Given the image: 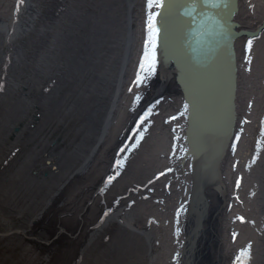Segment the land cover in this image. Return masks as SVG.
Wrapping results in <instances>:
<instances>
[{"label":"bare ground","instance_id":"obj_1","mask_svg":"<svg viewBox=\"0 0 264 264\" xmlns=\"http://www.w3.org/2000/svg\"><path fill=\"white\" fill-rule=\"evenodd\" d=\"M149 2L0 0V153L8 146L0 155V228L4 229L0 233V264L8 263L1 261L4 256L12 264L22 256H27V264L33 259L36 264H87L88 260L90 264H168L166 253L173 248L169 207L163 211L152 199L155 184L147 182L155 165L163 166L166 159L179 162L176 151L169 157L168 133L149 125L153 97V118L158 116L157 120L163 121L167 68L162 48L155 45V65L148 72L141 63L151 51L149 18L155 14L156 24L163 21L161 6L171 1L161 0L160 7H149ZM250 5L256 8L257 4ZM251 10L252 22L260 23L264 18ZM171 12L180 10L172 7ZM171 24L176 26L173 19ZM162 29L160 26V32ZM237 48L241 54L239 43ZM257 49L264 50V32L252 42L248 81H238L242 96L248 91L245 101H251L248 108H253L254 114L246 125L235 120V130L245 129L241 140H233L238 165L233 168L225 162L222 174L229 185L233 171L244 173L248 196L242 195L235 210L248 208V223L239 228L245 238L253 226L254 232L248 236L255 259L264 248V226L260 223L261 219L264 223V212L257 205L255 189L259 187L251 180L259 164L253 159H258L264 149V73L261 75L254 60ZM11 84L18 91L9 92ZM240 93L236 92L238 115L244 111L239 107ZM173 102L179 103L171 97L168 107ZM34 114L37 120L31 118ZM135 145L139 151L132 154ZM246 156L250 159L245 168ZM50 161V170H58L56 173L46 172L48 167L43 162ZM259 166L264 184V164ZM149 169L152 172L146 175ZM178 173L180 180L188 182L189 175ZM165 182L169 184V195H164L167 202L175 197L185 201L188 192L183 197L166 176ZM211 209L215 207L211 205ZM112 215L117 226H110L102 237L99 230ZM227 219L214 237L220 235L214 241L220 264L228 262V250L222 252L220 248L226 231L234 227ZM216 224L206 219L203 245ZM119 232L137 237L141 243L134 244L135 249L127 256L116 258L109 244L120 241ZM88 250H96L98 262L87 258Z\"/></svg>","mask_w":264,"mask_h":264},{"label":"water","instance_id":"obj_2","mask_svg":"<svg viewBox=\"0 0 264 264\" xmlns=\"http://www.w3.org/2000/svg\"><path fill=\"white\" fill-rule=\"evenodd\" d=\"M170 1V5L161 6L163 21L156 24V45L162 48L167 68V72H164V106L161 113L163 121L157 120L158 116L153 118L151 111L156 106L153 97L149 104L152 118L149 125L160 127L164 133H168L169 157L176 154V151L179 162L173 164L166 159L163 166L155 165L150 181H147L155 184L150 192L152 195L156 191L152 199L160 203L163 211L169 207L167 211L172 219L173 248L166 253V260L168 264H178V260L180 264H220L216 259L218 246L215 243L220 235L215 239L214 237L216 230L218 229V234L223 221L227 219L224 215H228L227 220L234 227H230L229 232L226 231L220 251L224 252L225 248L228 250L227 264H237V256L249 246L248 235L253 234L254 229L253 226L249 228L244 238L239 227L242 228L248 223V208L244 206V210L241 208L240 212L235 210L242 195L248 196L244 173L233 171L234 175L227 185L223 180L226 167L224 164L230 163L233 168L238 165L233 140H241L245 129L235 130V120L238 124L246 125L249 117L254 114L253 108H248L251 101L248 104L245 101L249 98L248 91L242 96L238 81H248L250 51L246 50V46L249 40L255 41L264 32V19L261 20L264 18V2ZM250 2H255L256 8ZM172 7H178L180 12L172 13ZM251 7L261 17L258 24L252 22L255 19ZM246 10L244 16H240ZM172 19L176 26L171 24ZM158 26L163 27L162 32ZM255 27L258 28L249 30ZM238 43L241 54L237 48ZM262 52L257 49L254 54L261 75L264 73ZM241 63L245 65L242 70ZM176 73L177 79H173ZM172 88L174 92L171 94ZM236 92L241 94L239 107L244 109L242 115H238L235 109L238 98ZM171 97L179 103L173 102L168 107ZM138 149L135 145L132 154L139 151ZM249 159V156L245 157V168L249 165ZM150 169L145 171L146 175L152 172ZM178 172L189 175L188 182L185 179L180 180L182 177ZM165 176L174 185L175 192H182L183 197L188 192L185 201L175 197V200L167 202L164 195H169V184L165 182ZM238 180L240 183L237 186ZM229 197L231 200H228ZM210 204L215 207L214 210ZM207 218L210 223L217 224L214 229L209 230V240L203 245ZM260 223L264 226L262 219ZM179 251L184 252L178 255ZM252 258L253 254L250 252V260L247 262L256 261Z\"/></svg>","mask_w":264,"mask_h":264},{"label":"rangeland","instance_id":"obj_3","mask_svg":"<svg viewBox=\"0 0 264 264\" xmlns=\"http://www.w3.org/2000/svg\"><path fill=\"white\" fill-rule=\"evenodd\" d=\"M36 1L37 0H34V3H36ZM48 6H50V5H48ZM60 10H65V7L64 6H60ZM51 15V14H50ZM49 15V16H50ZM28 40H30V39H28ZM20 41V40H19ZM21 44V43H20ZM261 55L263 56V60H264V51L261 53ZM30 56H32L31 54L28 56V57H30ZM28 57H27V59H28ZM15 81H17V80H15ZM8 90H10L9 92H16V91H18L17 89H15V87L13 86V84H11L9 87H8ZM21 92H22V90H21ZM37 114H38V116H40V114L37 112ZM36 114H34V115H32L31 116V118H34L35 120H37V118H36ZM32 121H34V120H32ZM35 122V121H34ZM95 145H96V143H95ZM8 150V146L6 145L5 147H4V150L0 153V155L2 154V153H4L5 151H7ZM256 153H257V151H256ZM90 156V154H88V156H87V158H86V160H88V157ZM260 157H262V158H260ZM258 159H257V157L255 158L256 160H254L253 159V161H255L256 163H259L258 164V166H256V171H254V172H252L253 174H252V181H253V183H254V185H255V187H259V189H255V192H257L258 194H259V196L257 195V205H258V207H259V211L262 209V212H264V210H263V208H264V184H262V181H261V174H260V172H261V166H259V165H262V164H264V149H262V153H261V156H260ZM0 159H2V157H0ZM47 167H48V170H46V172H48V173H56L58 170H55V171H53V170H50V165L49 164H52V162L50 161L49 163H46V162H43ZM1 166H0V170H2V167H3V164H0ZM84 164H81V167L83 166ZM74 167H77V165L76 166H74ZM80 168V167H79ZM53 169V168H52ZM36 173V172H35ZM41 176H42V174H40ZM47 175H45L44 177H46ZM263 179V178H262ZM259 182V183H258ZM248 183V182H247ZM258 184V185H257ZM250 185V184H249ZM261 186V187H260ZM260 194H262V198H261V195ZM260 199H262V200H260ZM252 206V203L251 202H249V207H251ZM255 207V206H254ZM111 218H110V220H108V222L106 221V222H104L103 223V226L100 228V230H99V235L100 234H104V235H101L102 237H105L106 235H107V232L109 231V230H111L110 229V226H114L115 225V227L117 226V224H116V220H115V215H112V216H110ZM15 222L17 223V221L15 220ZM114 224V225H113ZM1 231H4V229L3 228H0V233H1ZM119 235H117V239H120V241H118V242H112V243H110L109 244V246H113V252H111V255H112V257H116V258H118V257H122V256H127L128 254H130V252H131V250H133V249H135L134 247H135V245L134 244H136V243H141V241L137 238V237H129L127 234H123V233H118ZM98 234H97V232H96V234H95V236H97ZM99 235H98V237H99ZM125 235H127V236H125ZM119 237V238H118ZM123 238V239H122ZM130 238V239H129ZM126 239V240H125ZM133 239V240H132ZM97 242H98V240H96ZM95 241V242H96ZM135 241V242H134ZM99 242H100V240H99ZM128 242V243H127ZM250 243H251V241H250ZM116 244H118V245H116ZM262 245H264V241L262 242ZM102 247V246H101ZM20 252H23L22 254H24V255H26L25 253H24V251L21 249L20 250ZM88 255H86L87 256V258H93V259H95L97 262H98V260H97V258H100V256H99V254H98V256H96L95 255V253H96V250H92L90 253H89V250H88ZM101 254V253H100ZM102 255V254H101ZM106 255V254H105ZM143 256H144V254H142ZM140 256H141V254H140ZM111 257V258H112ZM108 258V257H107ZM257 260H256V262L254 263V264H264V248L262 249V254H261V256H260V258H256ZM102 260V257H101V259H100V261ZM146 260V259H145ZM248 260H250V259H248ZM1 261H3L4 263H7V264H12V262L11 261H9L8 260V258H6L5 256L3 257V258H1ZM154 261V260H153ZM36 262H37V260L35 259V261H34V259H33V263H30V264H36ZM252 262V261H251ZM251 262H249V264L251 263ZM146 263V262H145ZM13 264H27V256H22V258L21 259H19V261L18 262H13ZM87 264H90V260H88V262H87ZM103 264H105V263H103ZM106 264H111V262L109 261V262H106ZM121 264V263H120Z\"/></svg>","mask_w":264,"mask_h":264},{"label":"snow or ice","instance_id":"obj_4","mask_svg":"<svg viewBox=\"0 0 264 264\" xmlns=\"http://www.w3.org/2000/svg\"><path fill=\"white\" fill-rule=\"evenodd\" d=\"M153 4H155L156 7H160L161 6V0H150L149 7L153 6ZM148 29H150V31H151V42H150L151 43V51L146 53V57L141 63V68L145 72H148L149 69H151L155 65L154 49H155V45H156V35L158 32V29L156 26V15L155 14L149 18ZM147 46H148V43L146 42V47ZM251 47H252V40H249L247 43V46H246V50L250 51ZM246 59H247V57H246ZM249 63H250V60H249ZM140 79H141V77L138 75V80H140ZM239 183L240 182L238 180L237 186L239 185ZM238 219L243 220V218H238ZM250 247H251V245H249L248 247L243 249L241 251V253L237 256V264H247V260L250 257Z\"/></svg>","mask_w":264,"mask_h":264},{"label":"flooded vegetation","instance_id":"obj_5","mask_svg":"<svg viewBox=\"0 0 264 264\" xmlns=\"http://www.w3.org/2000/svg\"><path fill=\"white\" fill-rule=\"evenodd\" d=\"M52 170V169H51Z\"/></svg>","mask_w":264,"mask_h":264}]
</instances>
